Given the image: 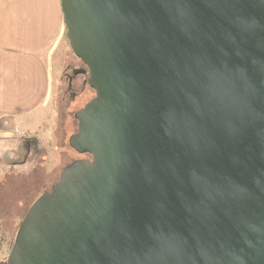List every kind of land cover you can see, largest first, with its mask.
I'll use <instances>...</instances> for the list:
<instances>
[{
  "label": "water",
  "instance_id": "1",
  "mask_svg": "<svg viewBox=\"0 0 264 264\" xmlns=\"http://www.w3.org/2000/svg\"><path fill=\"white\" fill-rule=\"evenodd\" d=\"M87 155L6 264H264V0H61Z\"/></svg>",
  "mask_w": 264,
  "mask_h": 264
},
{
  "label": "crops",
  "instance_id": "2",
  "mask_svg": "<svg viewBox=\"0 0 264 264\" xmlns=\"http://www.w3.org/2000/svg\"><path fill=\"white\" fill-rule=\"evenodd\" d=\"M65 37L61 0H0V166H35L24 163L31 142L15 132L51 98L52 59Z\"/></svg>",
  "mask_w": 264,
  "mask_h": 264
},
{
  "label": "rangeland",
  "instance_id": "3",
  "mask_svg": "<svg viewBox=\"0 0 264 264\" xmlns=\"http://www.w3.org/2000/svg\"><path fill=\"white\" fill-rule=\"evenodd\" d=\"M60 51L53 57L51 98L44 110L21 122L18 136L25 135L31 142L29 163L32 169L0 166V254L3 264L14 243L21 220L31 204L48 191L60 178L65 166L76 159L87 158L75 151L69 139L77 132L75 113L95 96L87 83V74H74L75 69L86 68L73 54L67 38H63ZM73 80L70 83L69 77ZM28 129L24 133L23 130ZM24 165V163H23ZM4 171L6 177H4Z\"/></svg>",
  "mask_w": 264,
  "mask_h": 264
},
{
  "label": "flooded vegetation",
  "instance_id": "4",
  "mask_svg": "<svg viewBox=\"0 0 264 264\" xmlns=\"http://www.w3.org/2000/svg\"><path fill=\"white\" fill-rule=\"evenodd\" d=\"M73 73H74V71H73ZM69 80H70V83H72V80H73V77L72 76H70L69 77ZM29 153L26 155V161L24 162V163H26L28 160H29V158L31 157V154H32V147H29ZM86 157H88L87 155H85ZM17 166V165H16ZM44 193V192H43Z\"/></svg>",
  "mask_w": 264,
  "mask_h": 264
}]
</instances>
